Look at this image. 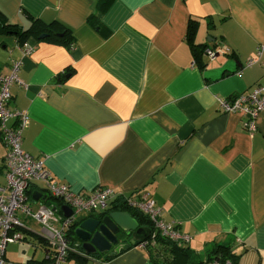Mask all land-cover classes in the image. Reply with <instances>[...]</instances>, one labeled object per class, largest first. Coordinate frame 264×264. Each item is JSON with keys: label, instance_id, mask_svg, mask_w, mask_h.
Returning <instances> with one entry per match:
<instances>
[{"label": "crops", "instance_id": "1", "mask_svg": "<svg viewBox=\"0 0 264 264\" xmlns=\"http://www.w3.org/2000/svg\"><path fill=\"white\" fill-rule=\"evenodd\" d=\"M0 14L15 29L36 21L69 30L58 42L28 36L27 56L13 35L0 34V73L21 66L24 87L10 88L9 108L27 113L25 153L81 195L148 193L202 261L225 246L235 264H264V112L250 135L242 116L217 104L264 85L263 66H244L264 44V0H114L104 12L96 0H0ZM206 50L220 51L210 60ZM5 153L0 136V186ZM44 195L32 184L30 207ZM48 202L64 217V205ZM99 215L77 216L71 237L77 222ZM26 225L5 259L49 264L39 225ZM116 249L66 264H160L144 249Z\"/></svg>", "mask_w": 264, "mask_h": 264}, {"label": "built area", "instance_id": "2", "mask_svg": "<svg viewBox=\"0 0 264 264\" xmlns=\"http://www.w3.org/2000/svg\"><path fill=\"white\" fill-rule=\"evenodd\" d=\"M23 55L32 53L33 47L20 46ZM220 50H206L205 55L213 60ZM259 64L264 67V44L256 48L255 56L247 60L245 67ZM20 63L11 65L8 74L0 73V134L6 153L3 158L5 185L0 186V264H20L8 262L4 257L8 244L19 243L24 239L27 221L39 225L38 236L45 242L50 256L49 264H66L70 256L87 258L78 245L71 244L68 232L81 214L100 213L108 210L112 203L125 199L127 207L147 217L160 236L185 246L190 237L179 233L172 222L162 218V210L155 206L148 193H141L137 198L125 197L113 190L97 188L87 195L75 193L65 184L55 181L45 168V161L33 158L21 148L22 134L28 125L25 111L9 108L10 88L24 87L19 78ZM218 110L222 113L239 114L243 118V128L250 134L256 132V120L264 112V85H255L245 94H237L231 100L217 99ZM34 183L43 185L46 195L38 208L30 207L27 192ZM49 199L58 201L71 211L69 217H61L56 210L46 206ZM146 242L137 246L144 249ZM205 264H231L221 254H217Z\"/></svg>", "mask_w": 264, "mask_h": 264}, {"label": "trees", "instance_id": "3", "mask_svg": "<svg viewBox=\"0 0 264 264\" xmlns=\"http://www.w3.org/2000/svg\"><path fill=\"white\" fill-rule=\"evenodd\" d=\"M114 0H96L97 2V10L99 12H104L109 7V5ZM94 19V17H92ZM91 19V18H90ZM15 26H10L6 23V20L4 17L0 14V34H9L13 35L19 45L23 44V41L28 38L30 35L42 34L45 33L47 36V39L53 41H60L61 39H65L69 36V30L66 29L64 26H62L60 23H51L49 25H40L36 21L32 22L26 30L23 29H15ZM15 29V30H14ZM191 29H189L190 33ZM42 32V33H40ZM58 33V34H57ZM60 35L61 39H58L57 36ZM191 36V34H189ZM69 46V43H68ZM70 47V46H69ZM206 48H203L201 50L196 49V53H203V51ZM194 51V49H193ZM195 53V51H194ZM195 53V54H196ZM67 71V69L65 70ZM59 77V76H58ZM1 136V134H0ZM2 138V136H1ZM3 140V138H2ZM4 142V141H3ZM5 145V144H4ZM125 199L119 198L115 200V205L111 207V210H117L120 212H126L130 214L134 219L138 222L140 226L147 227L150 229V236L143 242H146L144 250L151 256V260L155 263L160 264H205L206 262L212 260L217 254H221L226 260H229L231 264H235V257L231 254L230 248L225 246H216L211 251L207 252L205 260H200L196 255H194L191 251L188 250V248L184 246L177 245L176 243L160 236L158 233L154 231L153 226L151 225V222L149 219L145 216H142L140 213L133 211L129 207L126 206ZM75 224L70 228L68 232V238L71 242V244H76L80 247V244H78V241L76 238H72L71 234H73V229L75 227ZM70 233V234H69ZM128 240V239H127ZM126 240V241H127ZM141 242H135L134 244L129 243V240L127 241V245L130 247L137 246ZM121 250L118 252L120 253ZM70 257L76 258L80 263L86 262L83 258H79L75 255H72Z\"/></svg>", "mask_w": 264, "mask_h": 264}, {"label": "water", "instance_id": "4", "mask_svg": "<svg viewBox=\"0 0 264 264\" xmlns=\"http://www.w3.org/2000/svg\"><path fill=\"white\" fill-rule=\"evenodd\" d=\"M45 36L41 35L40 39ZM40 197V195H38ZM38 196L34 200H38ZM46 206H50L47 202ZM64 217H69L71 211L64 207ZM111 209L99 213V217L87 218L77 222L74 230L75 238L80 242V250L86 255L104 254L110 251L114 246L117 253L120 250H127L130 246H119L121 242L120 236L131 238L128 239L129 243L143 242L150 236V230L141 228L138 223L126 212L112 211ZM79 247V246H78ZM113 252L109 255H113Z\"/></svg>", "mask_w": 264, "mask_h": 264}]
</instances>
